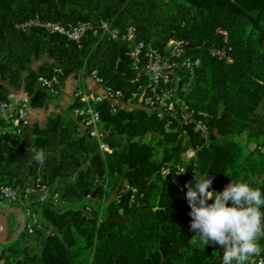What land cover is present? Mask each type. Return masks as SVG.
<instances>
[{
	"label": "trees",
	"instance_id": "trees-1",
	"mask_svg": "<svg viewBox=\"0 0 264 264\" xmlns=\"http://www.w3.org/2000/svg\"><path fill=\"white\" fill-rule=\"evenodd\" d=\"M36 17L133 25L136 43L163 53L169 40L184 39L187 55L200 58L201 66L183 96L192 122L150 114L139 105L113 112L107 99L94 103L111 153L103 154L97 139L84 132L80 116L68 123L53 117L42 127L1 119L0 188L17 190L20 199L27 189L53 190L29 205L34 211L44 204L41 228L29 234L25 227L3 244L0 264H221L218 246L208 253L201 249L206 242L190 230L186 185L210 175L215 178L209 191L245 182L264 199V0H0L3 100L10 91L5 82L34 98L39 78L51 77L56 67L63 69V84L74 73L87 77L96 71L103 86L122 91L126 99L136 90L130 43L90 35L80 48L43 28H20ZM36 62L41 65L33 69ZM49 97L46 92L31 105ZM197 120L208 126V139L194 131ZM147 135L159 139L137 141ZM33 149L45 151L43 164L33 159ZM260 210L264 213V205ZM34 239L42 241L40 252L33 251ZM258 244L264 253V235Z\"/></svg>",
	"mask_w": 264,
	"mask_h": 264
},
{
	"label": "built area",
	"instance_id": "built-area-1",
	"mask_svg": "<svg viewBox=\"0 0 264 264\" xmlns=\"http://www.w3.org/2000/svg\"><path fill=\"white\" fill-rule=\"evenodd\" d=\"M20 27H39L45 29L50 34H56L64 37L70 42L76 43L80 48L82 42L90 35L98 41L103 40H124L130 43L131 67L134 72L132 83H134L136 90L132 95L126 99L122 91H114L108 86H104L103 95H95L89 93L85 89H78L74 93L75 101L80 104L76 108V115L84 118L85 126L90 136L96 138L99 143L100 151L105 154L111 153V149L103 142L104 132L102 131V118L100 112L93 107L94 103H99L104 100H109L113 112L119 109H129L133 106L139 105L142 108H149L151 110L163 109V113H158L161 117L172 116L178 118L183 123L192 122L191 115L187 112V107L183 100V96L191 91L193 82L195 80L196 71L201 66V59L187 55V47L189 42L184 39L172 38L167 43L164 53L147 45L143 42H135L136 27L128 25L125 28H120L110 24L106 20H101L98 25L91 21L69 22L66 24L45 22L36 17L29 20ZM225 37L226 32H223ZM227 40V38L225 39ZM213 54L226 58L224 51L212 50ZM228 61L232 59L227 57ZM63 69L56 67L51 77L41 76L39 83L42 89L50 96H59L62 90L61 76ZM92 76L102 85L104 81L98 77L97 72L93 71ZM0 114L1 119L6 122L29 124L27 105L13 106L8 101L3 100L0 94ZM171 122L168 123V126ZM194 131L199 133L203 138L208 139V126L202 120L195 122ZM193 150L188 152L194 154ZM182 171V169L180 170ZM42 187L39 190L27 189L26 194L45 190ZM134 193L136 190H133ZM56 195L54 198H58ZM19 193L17 190L10 187L0 188V203L3 201L19 200ZM26 217L29 221L26 222L25 227L29 234H33L36 228H41V221L37 214L32 210H28ZM259 236L257 237V243ZM225 249H223L222 257ZM233 264H236L233 261ZM244 264H264V253L260 251L259 255L251 257Z\"/></svg>",
	"mask_w": 264,
	"mask_h": 264
},
{
	"label": "clouds",
	"instance_id": "clouds-1",
	"mask_svg": "<svg viewBox=\"0 0 264 264\" xmlns=\"http://www.w3.org/2000/svg\"><path fill=\"white\" fill-rule=\"evenodd\" d=\"M32 151L33 159L43 164L45 151ZM214 178L208 175L198 180L194 187L186 185L188 190L185 198L192 217L190 230L202 242L211 241L225 249L221 264H233V261L244 264L261 251L257 237L264 235V213L260 210L264 199L260 189H254L245 182L231 181L222 192L209 191ZM210 200L214 202L209 204Z\"/></svg>",
	"mask_w": 264,
	"mask_h": 264
},
{
	"label": "crops",
	"instance_id": "crops-1",
	"mask_svg": "<svg viewBox=\"0 0 264 264\" xmlns=\"http://www.w3.org/2000/svg\"><path fill=\"white\" fill-rule=\"evenodd\" d=\"M40 65H41L40 62H36L32 68L38 69ZM90 76L93 79H91ZM90 76L82 77L81 73L72 74L62 85V90L59 96L57 97V102H53V99L47 98L40 106H36V107H33L31 105L33 98H30L28 93L24 89H18V90L13 89L7 82H5L4 84L8 88H10V91L8 93V99L6 101H8L13 106H20L22 104L27 105L28 106L27 114H28L29 124L36 123L42 127L46 125L51 118L57 117V116L61 117V120L64 123H68L69 121H73L78 117V115L74 113L76 108L80 106V104H78L74 98V93L76 90L84 88L89 93H92L95 95H103L105 92L104 86L101 83H99L92 75ZM25 82H26V78H25ZM42 93L46 95L45 91H42ZM39 98H43V95H39ZM82 127L84 129V132H87V127L83 124V122H82ZM151 136H155V135H151ZM12 139H15V138H12ZM193 155L194 154H190L189 156L192 157ZM52 190H53L52 188L50 189L46 188L43 191L29 193L28 195H25L23 199H19L18 201L25 202L26 205H29L30 203H34V202H41L48 195H51ZM58 199H60V196L58 197ZM38 205L41 206L40 204ZM0 208H1L0 210H3L5 212L2 206ZM18 210L19 209L17 207L8 208V211L13 215H15L16 212H20V210L19 211ZM33 212L37 214L36 210H34ZM37 216L39 218L41 217L38 214ZM23 229H25V220L22 221L21 227L18 229V233L14 237H12V239L10 238L11 237L10 235L9 241L15 239L17 235ZM31 244L33 245V251L35 253L41 251L42 241L34 239V240H31ZM213 245L215 244H211L209 247H212Z\"/></svg>",
	"mask_w": 264,
	"mask_h": 264
},
{
	"label": "rangeland",
	"instance_id": "rangeland-1",
	"mask_svg": "<svg viewBox=\"0 0 264 264\" xmlns=\"http://www.w3.org/2000/svg\"><path fill=\"white\" fill-rule=\"evenodd\" d=\"M91 77V76H90ZM91 79H93L92 77H91ZM84 89V88H83ZM51 97H53V96H51ZM56 97H58V96H54L53 97V102H57V98ZM28 107V106H27ZM75 113V112H74ZM73 114V113H72ZM158 137L157 136H151V135H147V136H145V137H141V138H137V141H140V142H142V143H156L157 141H158ZM255 146L253 145L252 146V148H254ZM258 180V182L259 181H261L262 179L261 178H259V179H257ZM58 198H54L53 199V201L55 202V203H57L58 202ZM90 200V199H89ZM30 204H32V203H30ZM29 204V205H30ZM29 205H26V203L25 202H20V201H18V200H16V201H12V202H9V201H3L2 203H0V207L2 206L3 208H4V210H5V213H6V215L8 216V217H10L9 218V220H10V223H11V227H12V232H11V239H12V237H14L17 233H18V229L21 227V224H22V221H24L25 219H26V222H28L29 221V219H28V217H26V214H27V211H28V209H29ZM13 207H17L19 210H20V212H16V214L15 215H13V214H11L9 211H8V208H13ZM43 207H44V204L43 205H41V206H35V210H36V212H37V214L38 215H40L41 216V213H42V210H43ZM1 209V208H0ZM58 209L59 210H63L64 209V207L63 206H59L58 207ZM18 210V211H19ZM4 213V214H5ZM20 215H19V214ZM2 246V245H1ZM0 246V247H1ZM223 247H214V250H215V252H216V254H217V256L218 257H221V255H222V253H223Z\"/></svg>",
	"mask_w": 264,
	"mask_h": 264
},
{
	"label": "water",
	"instance_id": "water-1",
	"mask_svg": "<svg viewBox=\"0 0 264 264\" xmlns=\"http://www.w3.org/2000/svg\"><path fill=\"white\" fill-rule=\"evenodd\" d=\"M39 95H43V97L45 96L44 93H42L41 88H39L37 94L34 96V98L32 99V102L37 100L39 98ZM49 99H53L52 97H49ZM145 111L147 113L153 114V113H160V114H165L163 113V109L160 108L156 111L151 110L149 108H145ZM1 114H0V135H1ZM11 132H13V130H11ZM5 139L8 141H11V143L13 145L16 144V140L15 139H11L9 136H5ZM120 187L116 188V190L113 192L112 197L110 199V202H112L116 197H117V193ZM95 196V195H94ZM109 221H125V220H121V219H108ZM12 232V227H11V223L9 220V217L6 214H0V246L7 243L9 241V237L10 234ZM211 244H213L211 241H209L208 243H206V245L204 247H201V249H205L208 253H211L212 249L211 247H209ZM218 247H222L218 244H215Z\"/></svg>",
	"mask_w": 264,
	"mask_h": 264
}]
</instances>
